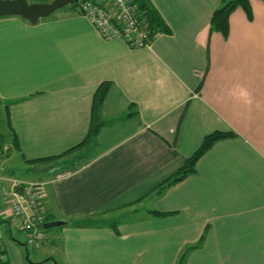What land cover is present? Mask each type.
Returning a JSON list of instances; mask_svg holds the SVG:
<instances>
[{
  "label": "crops",
  "instance_id": "0c3cea01",
  "mask_svg": "<svg viewBox=\"0 0 264 264\" xmlns=\"http://www.w3.org/2000/svg\"><path fill=\"white\" fill-rule=\"evenodd\" d=\"M150 1L170 32L137 47L67 6L36 22L0 15L10 144L27 163L54 156L37 179L7 174L43 181L48 220L64 221L32 247L15 219L18 233L0 223L1 264H178L199 241L183 264H264V0H249L250 17L236 6L226 36L210 29L222 0ZM104 81L109 122L70 150ZM213 131L234 134L158 190Z\"/></svg>",
  "mask_w": 264,
  "mask_h": 264
},
{
  "label": "built area",
  "instance_id": "2783aa9c",
  "mask_svg": "<svg viewBox=\"0 0 264 264\" xmlns=\"http://www.w3.org/2000/svg\"><path fill=\"white\" fill-rule=\"evenodd\" d=\"M79 14L85 15L104 38L122 37L129 46L150 45L139 24L131 0H82ZM1 166V165H0ZM43 181H25L2 172L0 168V209L2 218L13 217L24 233L27 246H37L45 234L47 220ZM3 245L0 241V254Z\"/></svg>",
  "mask_w": 264,
  "mask_h": 264
},
{
  "label": "trees",
  "instance_id": "16d2710c",
  "mask_svg": "<svg viewBox=\"0 0 264 264\" xmlns=\"http://www.w3.org/2000/svg\"><path fill=\"white\" fill-rule=\"evenodd\" d=\"M81 1L82 0H78L74 5H67V7H69L71 11L78 13L79 11L78 5L80 4ZM131 1L135 5L137 17L140 21L139 24L141 25V28L146 33V38H145L146 42L153 41L155 36L160 32H170L169 26L167 25V23L165 22L161 14L158 12V10L153 6L150 0H131ZM238 5L242 6L245 9V12L247 13L249 17L251 16L252 11H251V5H250L249 0H222L221 4L217 6L212 12L211 19H210V29L219 30L226 36L229 30V21H228L229 14ZM108 88H109L108 81L102 82L97 87L94 93V96H93L91 125L87 131L86 136L83 138V140H81L79 143L73 146L70 150L74 148L89 149L90 146L93 144L94 138L99 128L101 127V125L105 124L106 122H109L107 120H102L99 114V107L103 101V98L105 97L107 93ZM8 124L10 125L9 122ZM233 134L234 132L232 131H213V132L206 134L201 144L190 156L186 158L185 162L180 167H178L173 173L167 176L161 183H159L158 190H161L166 185L183 178L185 175L191 172H195L196 170L195 163H196L197 158L205 150H207L215 140L222 138V137L231 136ZM53 157L54 156L32 158V159H27V161L35 165L41 161H45ZM149 211L153 214L168 213L165 211H157L153 209ZM47 220H48V217H47ZM199 242L185 247V249L182 251V253L179 256L178 264L184 263V259L186 257L187 252ZM3 262H4V259H3V250H2L0 254V264Z\"/></svg>",
  "mask_w": 264,
  "mask_h": 264
},
{
  "label": "rangeland",
  "instance_id": "374dc122",
  "mask_svg": "<svg viewBox=\"0 0 264 264\" xmlns=\"http://www.w3.org/2000/svg\"><path fill=\"white\" fill-rule=\"evenodd\" d=\"M11 139H12V133L8 125L7 111L5 106L0 103V165H1L0 168L1 170L3 171V173H6V175H10L7 174L8 171L13 170L14 174L21 178H29V179L39 178L38 176L40 175L39 174L40 172H37L38 170L36 171L35 169L36 165L24 161L21 152H19L18 149L12 147L13 144H10ZM2 213H3V208L1 206L0 214ZM12 221H13V217H7L6 220H3L0 223L2 225V228L6 229L7 231L9 228L10 231L12 230V232L18 233L19 230L14 229L13 227L10 226ZM53 227L55 226L45 228V231L48 233V231L51 230ZM20 235L22 236L23 234L20 233ZM46 245H48V243H46ZM32 251L30 252L31 256H32Z\"/></svg>",
  "mask_w": 264,
  "mask_h": 264
},
{
  "label": "water",
  "instance_id": "95a60500",
  "mask_svg": "<svg viewBox=\"0 0 264 264\" xmlns=\"http://www.w3.org/2000/svg\"><path fill=\"white\" fill-rule=\"evenodd\" d=\"M78 0H51L50 2H30L28 0H0V15L18 14L36 22L39 18L47 16L56 9L67 5H74ZM47 165H36V170L48 168ZM60 219H49L44 222V227L48 228L63 223ZM28 257V255H27Z\"/></svg>",
  "mask_w": 264,
  "mask_h": 264
}]
</instances>
